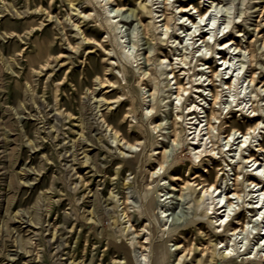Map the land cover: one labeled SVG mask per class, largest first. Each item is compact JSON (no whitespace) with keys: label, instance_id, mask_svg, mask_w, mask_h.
Instances as JSON below:
<instances>
[{"label":"rangeland","instance_id":"1","mask_svg":"<svg viewBox=\"0 0 264 264\" xmlns=\"http://www.w3.org/2000/svg\"><path fill=\"white\" fill-rule=\"evenodd\" d=\"M151 1L155 4H150ZM175 1L171 0L174 6L169 10L173 17L170 29L163 36L164 27L156 29L152 20V14L160 15L157 20L162 21L157 23H164L163 0H104L106 7L93 5L89 0H76L74 6L68 0H0V264H131L129 248L135 264H152L155 245L166 240H170L167 246L172 251L167 264H178L182 254L185 261L181 264H196L203 258L200 252L203 245L210 247L209 253L215 251V264L248 262L245 257L223 259L228 233L209 222L214 214L205 217L201 208L196 207L201 192L194 189L193 182L197 174L215 179L217 172H224L229 173L228 183L232 186L234 172H225L221 154L217 152L222 150L233 126L245 132L253 124L246 116L253 115L249 101L254 89L249 84L251 46L256 53L253 69L257 79L255 94L258 93L254 98L258 109L254 120L262 122L263 127L262 138L253 133L251 148H255L259 139L264 141V0H216L219 6L212 9L211 19L217 29H231L226 36L221 32L222 40L232 39L234 47L243 49L235 51L238 53L235 65L226 75L241 68L242 99L225 109L230 94L227 90L223 92L221 107L218 105L223 112L220 148L213 164L205 161L202 165L192 161L188 133L182 144L173 142L171 137L176 85L168 74L169 63L161 68L160 62L164 57L180 62L178 59L188 55L192 61L188 76L192 79V74L198 71V67H193L201 63L189 47L193 40L190 36L185 38L186 28L175 27L176 19L182 15L178 7L191 2L198 6L200 0ZM201 1L207 4L211 0ZM143 5L149 9L142 22L138 10ZM206 8L205 5L203 12ZM193 12L186 13L187 18L199 22L196 13L190 15ZM105 13L111 17L120 15L116 18L120 21L115 32L107 24ZM88 14L94 18L86 17ZM149 23L151 37L144 30V24ZM188 23L185 24L192 27ZM121 36L126 50L139 54L137 62L120 60L122 50L115 37ZM134 43L136 47H132ZM40 44H46L49 57L37 63ZM195 46L201 47L196 55L216 49L213 42L207 45L202 40ZM112 49L114 52H110ZM212 55L206 62L216 70L217 57L215 53ZM208 71H201L205 72L204 77L211 76ZM140 74L146 78L144 84L140 82ZM177 75L183 83L188 82V76L183 78L181 72ZM220 79L217 78L216 84L221 90ZM169 83L171 87L167 86ZM156 84L167 86L168 90L161 91L158 99L151 95ZM206 97L201 103L209 110L211 96ZM189 98L185 105L196 100L194 94ZM243 100L248 105L238 111L240 108L235 105ZM154 104L158 107L151 113L156 118L153 126L158 127L151 131L145 111H150ZM159 132L166 133L163 136L166 139ZM156 138L165 141L159 147L152 146ZM236 148L237 144L233 146ZM153 149L155 156L150 158ZM159 152H165L170 160L166 173L178 175L182 180L174 182L165 174L164 185L157 186L160 178L151 174L158 167ZM252 153L264 158L254 149ZM204 167L211 170L210 175ZM184 180L191 188L182 193L180 185ZM244 188L242 184L240 189ZM244 200L240 201L242 221L250 220L248 207L256 205L258 199L252 200L245 193ZM156 214L161 216V222ZM262 220L261 217L249 224L252 232L249 250L259 242ZM243 237L244 234L235 237L239 248L247 243ZM221 240L224 243L220 244ZM131 242L135 243L134 248L128 245ZM227 243L230 245V241ZM183 245L196 250L183 252ZM247 264H264V256Z\"/></svg>","mask_w":264,"mask_h":264},{"label":"bare ground","instance_id":"2","mask_svg":"<svg viewBox=\"0 0 264 264\" xmlns=\"http://www.w3.org/2000/svg\"><path fill=\"white\" fill-rule=\"evenodd\" d=\"M75 1L76 0H68L70 5H73ZM107 1L113 2L116 0H107ZM89 2L93 5H99L100 7H106V4H107V3H104V0H89ZM147 2H150V0H147ZM175 2H181V1L176 0ZM204 2L205 1L200 0L198 3V6L192 2L188 6H185L183 5L184 3H182L178 7L179 13H181L182 15L176 19V25H175V27L181 26V29L186 28L185 31H187V33L186 35L184 34L185 38L186 36L191 37L189 39L193 40V42H191L190 44L188 42L189 47L190 48L192 47L193 50L196 49V51L192 50V53H194V57L198 56L197 58L198 60L196 61L201 62L200 64H196L193 67V68L198 67V71L192 74L194 78L192 79L190 76H188L190 70H192V66H191L192 61L189 60L188 55H184L180 59L177 58L178 60H180V62H172L171 60L169 61L166 57H164L163 60H161L160 62L161 68L166 62L167 64L169 63L168 66H170V72L168 74L172 76V79L175 81V85H176V92H175L176 96L172 100V116L173 117L171 121L172 129L170 130H171V137L173 139L172 138L171 139L173 140V142L175 141L176 143L182 144L184 142L183 139H184L185 134L188 133V138H187L189 141L188 150L191 155L192 161H194V163L197 162L198 165H202L203 162L205 161L208 163L211 162L213 164L212 161H213V158H215L216 150L220 148L218 139L222 137L219 131V127H220V124L222 123L220 118L223 112L219 111V109L221 107V99H222L223 92L227 90V92L230 94L229 96L230 99H228L226 102L228 106L224 107L225 109L229 108L232 103L237 102L242 99L241 97L242 91H239V87L241 84V78H242V76H240L242 72L241 68H239V70L234 69L233 73H231L230 76H226V75L230 74V70L235 65L234 60H236V55L239 52H241L243 49L240 46L234 47L235 41H233L232 39L222 40L223 39L222 36H226L231 31V29L229 30L217 29L216 24H214V21H212L211 19L212 9L215 8V5L216 7L218 5L216 4V0H211L207 4H203ZM150 4L153 5L155 3L151 1ZM205 5L207 6V8H206V11L203 12V7ZM173 6L174 5L171 3V0H163V10H162L163 13L161 14V17L163 16L164 23H162L161 25L157 23V22L162 21V20H157V18L160 17V15L156 16L152 14V20L154 21V25L156 26V29H159L160 27H164V29H162L163 36H166L170 29L173 17H170L169 10ZM148 9L149 8L147 7V5H143V6H140V9L138 10V14L142 22L144 21V15L146 14V10ZM120 11H123V9ZM191 11H194V12L191 13L190 15H194V13H196L197 17L199 18V22H195L193 19H191V17L187 18L186 13L191 12ZM106 14L107 13H105L104 18L107 24L110 26V28L113 29L115 32L116 31L115 29H119L118 27H119L120 20H117L116 18L120 17V15L111 17L110 16L111 14L110 15L109 14L106 15ZM86 17L94 18L93 14H88L86 15ZM209 19L210 21L207 22V20ZM186 21H190V23H192V27H188L187 24H185ZM211 21H212V25H211ZM150 25L151 23L144 24V28H145L144 30L146 31V34L149 37H151ZM192 28H195V29L192 31ZM205 28H207L208 30L206 31ZM221 32L223 33L222 36H220ZM204 33L206 35H204ZM240 35L241 34L237 36H240ZM85 38L87 39V36H85ZM122 38H123L122 36L115 37L116 44L119 47H121V50H122L120 53V57H119L120 60L124 62L135 60L137 62L139 54H137V52L134 53L129 50H126L127 48H125V46L123 45ZM162 39H166V37ZM200 40H202V42L207 45L213 42V45L216 46V49L214 50L213 48L211 49L210 51L211 53L207 50L211 55L208 56L209 53H206L205 55H203V53L196 55L199 51H201V47L198 48L195 46L197 44V41H200ZM136 46L137 45L134 43L132 47H136ZM189 47H186V49L188 50ZM47 48L48 47L46 46V44L39 45L38 50H37L38 51L37 63H41L44 60L48 59L49 54H48ZM172 48H173V45H171V51H173ZM222 51L225 52L224 55H221ZM226 51H228V54H230L229 57L227 56ZM235 51H237L238 53H236ZM110 52H114V50L112 49V51ZM234 52L235 54H233ZM212 53H215L217 57L216 59L214 58V61L217 63L219 67L216 70H214L212 66H208V62H206L211 57L213 58ZM174 56H176V54H174ZM249 56H250L249 57L250 72L252 73L251 78L249 80V84H252V86H254V89L252 90V94H250L251 97L249 101L251 103V109H252L250 113H253V115L250 114L251 116L250 115H246V116L252 119L253 124H251V126H249L245 132L241 131V128H239V126H233L231 128V131L225 137L226 143L224 144L222 150L217 152L218 154H221L220 158H222V162L224 163L226 167L224 169L225 172L229 170L234 172L232 186H229V183H228L229 173H224V172L220 174L219 172H217L215 179L204 178L205 176L203 174L201 175L197 174L195 176L196 180L193 182V184H195L194 189L195 190L198 189L201 192V198H200V201L197 203L196 207H198L199 209L201 208L202 215L205 217L209 216L210 214H214V219H210L209 222L212 224L213 223L216 224L215 227H217V230L221 229L222 232L228 233V236L224 240L226 241V243L224 244L226 246V249L222 253L223 259L232 260L234 257L236 258L245 257L248 259L247 263L251 262L258 256H260V258H263L264 256V232H263L264 226L259 233L260 239H259V242L256 248H252V250L248 249V243L250 240V236L252 235L251 234L252 232L249 231V224L258 222L261 217L264 220V163H263L264 158H258L259 157L258 155H255L252 153V150L254 149L256 152H260L261 157L264 156V141L260 142V139H259L258 140L259 143L255 144V148H251L252 139L255 138V136L253 137V133L257 132V134L261 135V138H262L261 129H263V127L261 126L262 122L254 120L256 117V111L258 110L257 107L254 106L256 102V99L254 98L258 97V93L255 94L256 93L255 92V82L257 79H256V74L253 69V62L255 61L256 53L254 51L253 46H251L249 50ZM179 64L181 65L178 66ZM168 66L166 67V69H168ZM124 69H126L125 66H124ZM205 69H209L208 72L211 73V76L204 77L205 72H201V71H204ZM236 71H237V74H235ZM177 72H181L184 75L183 78L188 76V82L183 83L181 79L182 77L177 75ZM151 74L150 75L148 74L149 77L152 76L153 74L155 75L156 72H153L152 75ZM168 74H167L168 77L166 80H168L170 77ZM219 77H221L220 81L222 83V85H220L222 86L221 90L217 89V84H216V80ZM154 78L156 81V77ZM145 81H146L145 76H142V74H140V82L144 84ZM245 81H247V79H245ZM169 82H171V78ZM167 86L171 87L170 83ZM167 86L163 87L160 84L158 85L156 84V87H154L155 90L153 94L151 95L152 96L154 95V98L158 99L160 92L163 90H166L165 87ZM207 90L209 91L208 93H206ZM191 94H194V97L196 98V100H193L191 104L186 103L185 105L184 101H189L190 99L189 97L191 96ZM208 95L211 96V103L207 101L210 105V108L209 110H205V107L203 106L201 102L207 100L206 96ZM245 102L246 100H243V101L238 102L235 105L240 108L238 111L240 110L243 111L247 107L248 103H245ZM157 104L152 105V107L150 106V108H152L150 111H145V115L148 116L149 117L148 120L151 121V131L157 130V127H158V126H153V124L156 122V118L154 116V113L151 114L153 110L157 109L158 107ZM218 105H220L219 108H218ZM243 105L244 107H241ZM200 106H202V108H200ZM204 113L205 115H203ZM227 113L230 114L231 112L228 111ZM202 118H205V119L203 120ZM217 123L219 124L217 125ZM184 125H186V128H184ZM159 127H161V124L159 125ZM216 130H218V132ZM164 135H166V133L163 134L162 132V134H160L159 132V136L163 137ZM163 138L162 140L159 138H156V140L153 141L152 146L157 145L159 147V145L165 141V140L163 141ZM240 138L241 140L238 141V143H236V140ZM235 144H237V148L234 150L233 146ZM155 151L156 149L152 150V152L149 155L150 158H154ZM165 152L164 153L159 152V154H161V157L158 160V167L151 174V177L156 175L160 178L157 183L158 187L164 185L163 181L166 180L165 174H168V176L172 178V181L174 182L182 180L181 177L178 175H174L173 173H166V170L170 166L169 165L170 160L166 157ZM233 152L234 154H232ZM138 156L139 155H137L136 158ZM225 157H228V158H225ZM260 159H262V161ZM248 169H251V172H249ZM235 170H237V172ZM204 171L208 175H210L211 170L207 169V167H204ZM198 181L199 183H197ZM242 184L244 185L245 190L240 189V186ZM164 188H166V186ZM189 188H191L190 184L188 183V181L184 180L183 185H180V192L183 193L184 190L189 189ZM245 193L247 197L251 196L252 200H257V199L258 200L254 202V204L256 205H252L251 207H248V210L251 209L249 210V212H251L250 220L247 219L246 221H242L240 218L241 217L240 201L243 200L242 202H245L244 200ZM206 197L208 198L206 199ZM208 200H210V202H208ZM150 203H152V201H150ZM251 203L252 201H250V204ZM150 205L151 204H148L149 208H150ZM156 219H158V221L161 222V216H159L158 214H156ZM183 234H185V232L180 233L179 235H183ZM239 234L240 235L244 234L245 238L244 237L243 238L244 240L245 239L247 240V243L244 244L245 246L243 245L245 247L244 249H243V246L241 248L237 247L235 243V239H236L235 237ZM169 241L170 240H166V241H163L162 243H158L155 245L154 247L155 255H154V260L152 264H167L168 260L171 259L172 251L169 248V246H167V243ZM224 241L221 240L219 243L222 244L224 243ZM229 241H230V245H228L227 243ZM202 242L203 240L201 239V243H200L201 245H203ZM128 245L131 248H134L135 243L131 242ZM187 250L189 252H192V251H195L196 249H193L192 246H190L188 249L187 246L183 245V252H186ZM242 250H243V253L241 252ZM208 251H210V247L208 246L203 245V247L200 248V252L202 253L203 258L200 261H198L196 264H215L217 260L214 254L215 251H212L211 253H209ZM147 257L148 256H146V258ZM128 258L131 264H135L132 258V249L130 250V248L128 251ZM146 258L144 260H146ZM183 261H185V254H182L181 257L180 256L178 257L177 263L181 264Z\"/></svg>","mask_w":264,"mask_h":264}]
</instances>
